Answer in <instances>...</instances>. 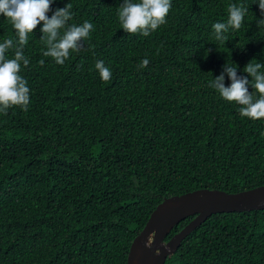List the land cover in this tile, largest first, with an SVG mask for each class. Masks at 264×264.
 <instances>
[{"label":"trees","instance_id":"16d2710c","mask_svg":"<svg viewBox=\"0 0 264 264\" xmlns=\"http://www.w3.org/2000/svg\"><path fill=\"white\" fill-rule=\"evenodd\" d=\"M68 3L69 23L89 21L94 31L58 65L43 56L37 25L20 73L28 110L0 113V264H126L165 198L264 185V119L242 118L239 105L209 87L226 62L250 82L244 67L264 64L258 0H171L167 23L148 37L121 29L123 0H54L49 18ZM233 3L249 11L221 45L212 25ZM6 38L15 30L0 16ZM99 60L112 73L107 82ZM165 264H264V210L210 216Z\"/></svg>","mask_w":264,"mask_h":264},{"label":"clouds","instance_id":"9594fccd","mask_svg":"<svg viewBox=\"0 0 264 264\" xmlns=\"http://www.w3.org/2000/svg\"><path fill=\"white\" fill-rule=\"evenodd\" d=\"M53 2L54 0H0V16L11 23L16 37L6 38L0 42V113L6 115L11 107L28 110L30 88L27 86V80L20 73L22 66L26 68L29 65V59L23 54V50L28 44L29 35L37 25L43 24L40 29L42 33L40 41L44 45L43 56L51 58L58 65H63L71 53H78L81 42L87 40L94 31V26L89 21H84L80 25L69 23L73 18L71 3L55 10L49 18L48 13ZM258 3L264 15V0H258ZM170 8L171 0H123L117 16L120 27L125 33H140L148 37L167 23L166 17ZM248 11L249 9L243 4H229L227 20L212 25L215 40L225 45L228 41L227 33L230 30L238 31L242 27ZM257 27H264V19L257 21ZM9 49H14L13 58L6 56ZM149 62V59H143L138 68L147 67ZM39 63L43 66L44 61L41 60ZM237 69L238 65L226 62L222 73L209 81V87L213 88L223 100L239 105V114L242 118L264 119V64L252 60L244 67L243 72L251 77V82L245 76H238ZM95 70L103 81L107 82L111 79L112 73L105 66L104 61H97ZM225 76L231 82L227 87ZM249 86L255 90V94L249 92Z\"/></svg>","mask_w":264,"mask_h":264},{"label":"water","instance_id":"95a60500","mask_svg":"<svg viewBox=\"0 0 264 264\" xmlns=\"http://www.w3.org/2000/svg\"><path fill=\"white\" fill-rule=\"evenodd\" d=\"M264 210V185L238 193L198 189L165 198L133 239L126 264H165L182 240L213 214ZM193 219L168 241L165 237L180 221Z\"/></svg>","mask_w":264,"mask_h":264}]
</instances>
